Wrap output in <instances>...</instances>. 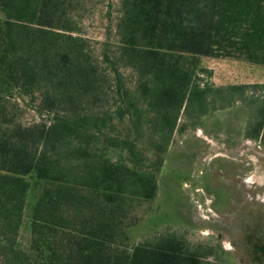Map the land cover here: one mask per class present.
Segmentation results:
<instances>
[{
	"label": "trees",
	"instance_id": "16d2710c",
	"mask_svg": "<svg viewBox=\"0 0 264 264\" xmlns=\"http://www.w3.org/2000/svg\"><path fill=\"white\" fill-rule=\"evenodd\" d=\"M79 4L0 0V264H230L175 233L130 244L126 230L186 126L242 105L244 136L264 144V83L198 78L211 76L201 57L264 65V0H119L107 69L79 34ZM113 84L118 98L100 103ZM17 96L51 116L23 125Z\"/></svg>",
	"mask_w": 264,
	"mask_h": 264
},
{
	"label": "rangeland",
	"instance_id": "374dc122",
	"mask_svg": "<svg viewBox=\"0 0 264 264\" xmlns=\"http://www.w3.org/2000/svg\"><path fill=\"white\" fill-rule=\"evenodd\" d=\"M119 9V0H80L74 13L79 34L88 40L104 69L108 64L102 54L114 51ZM199 65L211 71L210 77L199 73L201 83L215 86L264 83V65L212 57H201ZM119 72L122 83L133 87L134 73L129 68H121ZM114 89V84L106 89L100 103L113 104L118 98ZM13 100L16 103L13 112L23 125L51 116L37 112L36 103L26 96ZM235 117L234 122L218 117L215 130L202 118L199 126H186L174 134L157 172L154 198L141 201L132 213L135 222L126 230L130 244L169 232L181 236L193 251L209 250L204 256L208 263L220 259L230 264L264 263V144L239 138L243 119L236 114ZM228 138H234L236 144H231ZM38 192L29 191L25 215L30 213Z\"/></svg>",
	"mask_w": 264,
	"mask_h": 264
},
{
	"label": "crops",
	"instance_id": "0c3cea01",
	"mask_svg": "<svg viewBox=\"0 0 264 264\" xmlns=\"http://www.w3.org/2000/svg\"><path fill=\"white\" fill-rule=\"evenodd\" d=\"M241 84H251V83L245 82V83H241ZM235 107H236V110H233V111H229V110H227V111L226 110L219 111V112H217L215 114L207 115V116L203 117V120L209 124L210 129L215 130L216 129L215 128V123H216V121H217L216 119L218 117H219L218 120H224V119L231 118V119H233V122H234V121H236V117H235V114H236V116L240 117V119H243L242 123H240V128L241 129L240 128L239 129L241 130V133L239 135V138L245 137L244 133H245L246 124H247V120H248V112L244 108V106H242V105H236ZM226 115H231V116L228 117ZM209 121H214V122L213 123H209ZM233 124H235V126H236V123H233ZM203 127H205V126L203 125ZM263 129H264V125H263ZM217 134H219V133H217ZM233 135H236V134L230 133V136H233ZM248 139H250V138H248ZM226 140L227 139H225V141ZM228 140L230 141L231 144H233V145L236 144V140L234 138H228Z\"/></svg>",
	"mask_w": 264,
	"mask_h": 264
},
{
	"label": "flooded vegetation",
	"instance_id": "af4514ba",
	"mask_svg": "<svg viewBox=\"0 0 264 264\" xmlns=\"http://www.w3.org/2000/svg\"><path fill=\"white\" fill-rule=\"evenodd\" d=\"M262 251H263V253H264V248H263V250H262ZM263 257H264V254H263ZM263 264H264V263H263Z\"/></svg>",
	"mask_w": 264,
	"mask_h": 264
}]
</instances>
